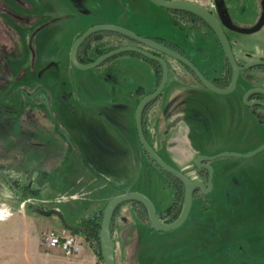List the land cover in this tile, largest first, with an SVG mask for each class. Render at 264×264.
I'll return each instance as SVG.
<instances>
[{"label":"rangeland","instance_id":"rangeland-1","mask_svg":"<svg viewBox=\"0 0 264 264\" xmlns=\"http://www.w3.org/2000/svg\"><path fill=\"white\" fill-rule=\"evenodd\" d=\"M122 1L129 3V0ZM130 1L138 11L137 23L132 24L142 31L137 33H144L150 25H158L155 28L160 33L165 31L160 14L157 18L149 16V12L157 8L150 0ZM249 1L253 3L254 0ZM106 5V0H0V129L4 130L13 120L17 122L20 119L36 129V139L42 142L37 152L41 186L37 204L43 209H60L66 220L74 224L102 209L111 195L120 189L103 184L106 189L98 194L92 190V179L87 184L81 174L85 172L103 180L99 168L103 166L110 172L112 170L107 167L110 159L98 156L96 151L97 144L107 150L114 149V145L104 141L102 134L105 132L97 126V113L104 111L106 103L102 94L90 90L91 86L102 81L106 82L105 86L113 88L111 82L119 83L121 79L118 84L121 92L114 93L110 101L116 102L115 107L111 106V112L116 111L117 122L122 129L127 127L128 114L133 120L139 100L130 102L135 89L134 77L123 78L125 73L119 69L115 76L111 61L92 69H80L70 61L74 32L97 20L100 16L97 11ZM139 11L145 13L140 15ZM233 36L239 39L234 44L239 59L246 60L248 56L264 58V27L254 33L234 32ZM202 41L206 40L197 37L193 43L181 42V45L189 52L194 44ZM124 42L133 44L134 41L128 38ZM169 62L177 65L179 73L184 72L173 57L170 56ZM194 85L198 87L197 101L190 103L191 100L183 98L181 108L169 114L175 116L174 123L183 130L181 134H174L169 143L155 140L171 164L177 167L192 165L197 152L248 153L258 147L263 139L254 135L258 125L235 118V109L225 105L229 96L198 83ZM20 88L22 93L18 92ZM165 98L152 105V115L158 112ZM93 104L95 108L90 109ZM110 113L108 117L112 116ZM152 115L149 116L151 120ZM195 115L196 124L190 120ZM131 146L122 139L123 154ZM137 147L139 149L135 153L139 159L152 166L140 145ZM131 148L134 153V147ZM213 162L226 166L227 171L219 173L216 187L208 192L207 204L202 200L196 201L189 219L176 229L159 231L142 223L139 224L142 226L139 236L133 231L131 235L125 233V229L132 227L134 230L141 226H132L134 221L130 222L133 218L129 212L125 213L127 217L123 222V211L129 206L123 204L115 223L117 264H264V149L251 156H223ZM118 168L120 170L121 166ZM152 171L148 176L153 175V186H159L165 178L157 167L154 166ZM114 182L121 185V189L128 186L117 179ZM139 186L153 198L152 184ZM33 209L26 204L27 243L40 245L47 254L42 234L48 228H62L61 218L55 213L50 215L58 221L51 224L47 216L39 214L33 217ZM0 213H4L1 204ZM9 213L8 209L0 215L9 219ZM39 227L41 230L37 231ZM16 228V224L10 227L2 225L0 220V246L20 242L24 233ZM7 229L9 240L1 238ZM75 234L85 244V252L69 257L59 251L54 263L100 264L83 234ZM53 250L47 255H51Z\"/></svg>","mask_w":264,"mask_h":264},{"label":"flooded vegetation","instance_id":"flooded-vegetation-1","mask_svg":"<svg viewBox=\"0 0 264 264\" xmlns=\"http://www.w3.org/2000/svg\"><path fill=\"white\" fill-rule=\"evenodd\" d=\"M190 1H193V2H196V3H199L203 6H205L207 9H209L214 14V16L223 25V27H224V29H225V31H226V33H227V35L231 41L233 50H234V44H237L238 40H239L237 37L233 36V33L234 32L245 33V32L238 31V30L234 29L232 26L251 28V27H254L256 24H258V22L264 16V0H254L253 3H251L249 0H190ZM162 8H164V10L166 12L165 19L170 23H174L175 27L183 28L182 30H184L185 34H187L186 38L189 40L190 43H193L192 40L197 39V37L198 38L201 37V39L204 38V40H206V41L211 40L209 42L212 44L211 49H213L214 52L212 51L213 53L210 54L209 57L206 59L205 54L203 52L196 51V50L195 51L190 50L188 52L187 49L182 47L181 43L178 40H173V39H170L167 37H162V38H164L165 41H167L168 44H170L171 46H174L176 48L175 50H177V51L185 54L186 56H188L201 69V71L210 80H212L216 85H218L217 83L222 84L224 82L225 69L227 67L226 65H227L228 60L225 56V53L223 51L222 45L219 41V38L217 37L214 30L205 21L203 22L202 21L203 19L200 16H198L192 12L182 10V9H172V8H165V7H162ZM95 24H98V23H95ZM242 24H246L247 26L242 25ZM92 25H94V24H91L90 26H92ZM120 25H123V24H120ZM90 26H88V27H90ZM123 26H125V25H123ZM125 27H127V26H125ZM169 27H170V25H169ZM263 27H264V23L261 26V28H259L258 30L262 29ZM127 28H129V27H127ZM258 30H256V31H258ZM256 31L249 32V33H254ZM83 32H81V33H83ZM192 32L194 34L193 36H191ZM123 36H124V41L129 38L125 35H123ZM145 36H149V35H145ZM149 37H151V36H149ZM154 37H158V36H154ZM76 38L74 39V41L71 45V50H72V46H73ZM129 39H132V38H129ZM133 41H134L133 44H137L135 40H133ZM163 43H165V42H163ZM168 44H166V45H168ZM81 45H80V47H81ZM122 45H126V42H124ZM122 45H120V46H122ZM174 47H172V48L174 49ZM71 50H70V61H71ZM78 52H79V49H78ZM197 53H198V56H197ZM234 53H235V50H234ZM162 55H164L166 57V59L168 60L169 69L170 68L172 69L175 67L177 68L176 64L171 65V63L169 62V58H170L169 55H166L163 53H162ZM235 55H236V53H235ZM77 56H78V53H77ZM122 56H133V55L117 54L113 57H115L114 59H116V58L122 57ZM200 56H202V59L205 61L200 59L199 58ZM133 57H136V56H133ZM248 57L249 58L246 57L247 59L244 60V59H239L236 55V58L240 64H245V63L255 59L251 56H248ZM78 59H79V57H78ZM258 59H264V58H258ZM175 60L180 63L178 65L180 67H182V69L184 71V72L180 71L182 75L188 77L189 79H192L195 81L197 80L196 77L190 72V70H187V68L185 67L186 66L185 64H183L181 61H179L177 59H175ZM110 61H112V59L111 60L108 59L105 62H103L102 64H104L106 62H110ZM89 62H91V61H89ZM71 63H72V61H71ZM85 63H87V62H85ZM102 64H100V65H102ZM230 67H231V65H230ZM169 75H170V73H169ZM179 75H180V73H179V69H178V77H179ZM231 79H232V67H231ZM230 83H231V80H230ZM229 84L227 86H229ZM218 86H220V85H218ZM221 87H226V86H221ZM137 88L134 89L133 97H132V94L130 95L131 96L130 97L131 98L130 99L131 104L133 103L132 100L137 102L136 99H139V97H140L139 94L137 93ZM205 88H207V87H205ZM143 89H144V87H143ZM166 89H167V85H166V87L162 93L165 94ZM252 89H254V90L248 94L247 101H245V96H246L247 92L249 90H252ZM256 89H263L264 90V65L263 64L255 65V66H252L250 68L242 70L240 72V76H239L235 90L226 94V96H229V97L226 99V104L225 103H223V104H225L226 107H233V109H235L234 113L237 114L234 116L235 118L240 119V121L242 120V121H245L247 123H254V124L258 125L256 132H254V135L258 138L260 136L263 137L260 144L258 145V146H260V145L264 144V105L261 103H258L257 101H263L264 102V91L263 90H256ZM153 90H155V87ZM153 90H151V91H153ZM144 91H146V90L144 89ZM151 91H146V94L151 92ZM18 92L22 93L21 88L18 89ZM145 95L141 96L140 100ZM65 98L67 99L68 96H66ZM139 102L137 103V106H138ZM156 103L157 102H155V104ZM137 106H136V109H137ZM135 113H136V111H135ZM135 113H134V121H135ZM24 121L25 120H23V119H20L17 122L13 120V122L11 124L4 127V130L0 129V201L9 200L11 202H21V201L25 200L26 203L33 206V208L35 210V208H41L37 204L38 203L37 199H39L40 195H41V186L39 185V183H40V170H39V165H38L39 160H38L37 152H39L38 147H40L39 145H41L42 142L36 139L37 138L36 137V135H37L36 129H32L30 127V125L25 123ZM134 123H135V129H136V133H137L138 142H139L141 148L144 149L140 143V140H139L138 131H137V127H136V121ZM143 126H144V121H143ZM158 126L159 125H157L155 123L154 118H153L150 121V123L146 125V130L144 128V131H145V134H146L148 140L151 142V144L153 146L155 145L156 147H157V145L155 143V138H157L161 134V136H159V138L164 139L163 130L161 129V131H160ZM159 132H161V133H159ZM123 134L124 133H123V130L121 128V130H119V132H118V136H121V139H122ZM123 137L126 138L125 135H123ZM133 137H135V135H133ZM91 149L93 150V152H95L94 148H91ZM127 149H128L127 152L129 151L128 152L129 156L135 155V153L131 152V150L129 148H127ZM122 151H123V149L121 148L120 150L118 149L116 153H120ZM157 151L171 164V160L165 156V154L163 153V150L159 146H158ZM143 152H144V150H143ZM216 153H218V152L207 153V154L213 155ZM200 154H203V153H200ZM200 154H197L196 157ZM196 157H195L194 163L192 165H187L184 167L183 166L177 167V165H173V164H171V165L175 166L176 168L181 170L183 173L187 174L191 179L201 180L204 183H206V185H208L209 170L206 167H198L195 163ZM216 159H214V160H216ZM32 160H33V162H32ZM210 163L212 164L213 169H214V176H213V188H214V187H216L217 177L219 176V173L221 171H225L227 169V167L224 165L215 164L213 162V160L210 161ZM154 166L155 165L148 166V169H150V170L154 169ZM155 167H157V166H155ZM157 169L159 170L158 167H157ZM151 172H153V171L151 170ZM159 172L164 176L165 180H164V182H160L159 186H155V187L153 186V181L151 180L152 188H154L153 198L149 197L142 190L141 191L135 190V191H140V192L146 194L153 201L159 218L166 223H170V222L176 220L182 211V209H181V211L177 217H175L174 213L172 212L173 211V205L177 206V204H179L178 203L179 200L177 198V193H179V189H178L179 186H178V183L173 180L172 175H174V174H172L170 172L169 173H163L161 170H159ZM152 176L153 175L150 176L151 179H152ZM174 176H176V175H174ZM183 185H184V182H183ZM158 189L162 190V194H163L162 201L159 200L158 197L155 196V194L158 193L157 192ZM208 195H209L208 193H202L201 187L197 186L193 191V206H194L196 201H200V200H202V203L204 201L207 204L208 198H209ZM184 198H185V185H184ZM138 202L139 201L135 202V200H129V201H125V202L120 203L117 206L116 211L114 213L115 223L117 221V217H118V214H119L121 208L124 205L127 206L129 204V206H127V208L124 209L123 212H124V214L128 213V212L131 214L133 219H131L130 222L134 221L133 223H131L132 226L136 225L135 227H140L141 225H139V224L143 223V224L148 225L150 227V229L151 228L154 229L152 224H151L150 217L147 216V214H145L144 207L141 204H139ZM183 203H184V200H183ZM193 206H192V208H193ZM182 208H183V204H182ZM146 209H147V207H146ZM147 211H148V209H147ZM190 214H191V212H190ZM190 214H189L187 220L189 219ZM126 215L127 214H125L121 217L123 222H124L125 218L127 217ZM148 215H149V212H148ZM61 222H62V220H61ZM68 223H70V222H68ZM62 224H63V222H62ZM70 224H74V223H70ZM74 225H82V224L76 223ZM63 227H65V226L63 225ZM154 230H156V229H154ZM70 231H72V230H70ZM123 231L125 233H130V235L133 232H135V235L139 236L140 233L142 232V226L139 229L135 228L134 230H132V227H131L129 230L125 229ZM116 244H117V242H116ZM116 248H117V245H116Z\"/></svg>","mask_w":264,"mask_h":264},{"label":"crops","instance_id":"crops-1","mask_svg":"<svg viewBox=\"0 0 264 264\" xmlns=\"http://www.w3.org/2000/svg\"><path fill=\"white\" fill-rule=\"evenodd\" d=\"M106 2H107L106 8L97 11V12H100V16L97 17V20H92V22L89 23V25H86V27L83 25L81 28L76 29V31L73 34V41L88 26H90L91 24H95V23L123 24L136 32H142L140 29H137L133 27L132 25L133 23H137L135 20H136V15L138 14V11L136 12L137 8L134 3H132L130 0H129V3L123 2L122 0H117V1L116 0H106ZM151 4L153 5V7H157V8L149 12V16L151 15V16L156 17L158 16V14H160L163 18V23H164V27L162 29H165V31L163 33H160L157 31V28H155L158 25L157 26L150 25V28L145 30V32L141 34L149 35V36L167 37L173 40H178L180 43L181 42L190 43L189 40L186 38L187 34H185L184 30H182L183 28L175 27L174 23H170L165 19L166 12L164 8L154 4L153 2H151ZM139 12H140V15L145 13V11H139ZM146 16L147 15H145V17ZM167 23L170 25V27ZM193 35L194 34L192 32L191 36ZM209 41L199 42L197 43L198 46L194 44L193 45L194 48L192 47L193 49L191 48L190 50H194V51L196 50V51L203 52L205 54V57L208 58L209 55L214 52V50L211 49L212 44ZM197 56H198V53H197ZM199 58L202 59V56H200ZM111 62L114 67L115 76H117L116 75L117 70L119 69L125 73L123 78H125L126 76L130 78L134 77L135 82L133 81V84H135L134 85L135 88H137L138 86H142L144 87L146 91H151L154 89L155 76L153 73V69L148 62L138 57H133V56L118 57L116 59H113ZM127 68H128V71H127ZM120 80L121 79H119V83H120ZM105 83L106 82L103 83L102 81L100 82L98 81V83L91 86L90 90L93 92H97L98 94H102L103 97L105 98L106 106H104V111L106 112V115L104 114V111L102 110L98 111L97 113L98 117H96L97 118L96 122L100 130L103 129L105 132L103 134L101 133L102 136H104L103 137L104 141L108 143L109 145H112V146L114 145V149L110 148L109 150H107L103 148V146H99L100 144H97V151H98V156L104 155L105 157L107 156L110 159L108 160L109 165L107 167L111 168L112 170L110 172V170H108L106 167H103L101 165L102 167L99 168L98 171L103 175L105 180L104 179L100 180L99 177L94 176V175H88L85 172H81V174L84 177V180L85 182H87V184H90L89 179H92L90 185H92V190L94 192L98 191V194L101 193L100 191L102 190L105 191L106 188L104 187V185H106L107 187L110 185L114 189L120 188L118 189L117 193H114L113 195H111V197L109 198L111 199L113 196L121 194V193H126L130 191H135V190L141 191L142 189L139 186L140 184H144L145 186L148 183L151 184L152 179L150 176H148V174L151 172L152 169L151 170L148 169V164L145 162V160L143 158H142L143 160L139 159V155L135 153L139 149L137 145H140V144L137 138L135 123L133 126V122L135 121H134V118L132 120V116H130V114H128L127 116V119L129 120L126 123L127 127L122 129L126 138L122 137V139L123 138L126 139L128 144L130 146L132 145L131 147H134L135 151L134 150L133 151L135 155L129 156L128 154L129 151L125 152L124 154H123V151L120 153H116L118 149L120 150L122 148V139H121V136H118V132L119 130H121L122 127L119 126V123L117 122L118 116H117L116 111L111 112V106L113 105L115 107L116 102L110 101V97L114 93L115 94L120 93L121 90H119L120 85H118L119 84L118 82L115 84L113 82H111V84L109 83L110 85L113 86V88L110 86H105L104 85ZM108 88L113 89V90L110 91ZM197 88L198 87H196V85L180 84L177 80H172L171 83L167 86V89L164 95L166 97L165 98L166 100H163L161 104L162 116H163L161 127L164 133L163 134L164 139L162 138L163 143L164 141L169 143L170 140H173L172 137L174 134L180 135L181 131H183L181 129H178V127L175 126V123H174L175 116L174 115L170 116L169 114H173V110H176V108L178 107L181 108L183 104L182 102L183 98L186 99L187 101L188 99L191 100L190 103H192L193 101L196 102L197 101L196 98H198L196 95ZM172 97L177 99V101L179 100L180 101L175 102L171 100ZM114 107H112L113 110H114ZM89 108L94 109L95 108L94 104L90 105ZM89 111L91 112V110ZM108 113H110L112 116L108 117L107 116ZM192 117L190 118V120H192V122L196 124L194 122L196 115ZM177 118L179 117L177 116ZM133 134L135 135V137H133ZM155 140L160 141L159 136L155 138ZM89 142L91 144V140ZM200 153L197 152V154H200ZM120 166H121L120 170H122L121 172H119L120 170L118 168ZM110 175L112 177H110ZM114 179H117L121 184L122 182L123 184H128L127 188L121 189L122 188L121 185L120 186L115 185L116 183L114 182ZM121 179H123V181ZM157 192L158 193H156L155 196L158 197V199L162 201L163 199L162 190L158 189ZM98 201H100V199H98ZM3 203L5 204V206L3 205ZM0 204L4 207V213H5V210H8V209L9 211H11V213H9L11 217H9V219H5V218L2 219L1 224L9 225L10 227L16 224L17 226L16 229H18V231H20L21 229L23 230L22 233H24V236H22L19 243L13 244L8 241L9 242L8 244H4L3 246H0V264H53L57 254L59 253V251H61L59 248H54V250L51 253L52 255L51 256V255H47L43 251L40 245L37 244L33 246L27 243L28 239L26 235L28 234V230H27V227L25 226L26 223H25V218H24V216H26L27 214L26 201L23 200L21 202H11L9 200H3V201H0ZM4 213H0V214H4ZM39 214L44 215L41 212L36 211L34 209L31 211V215L33 217H37ZM44 216L49 217L48 218L49 223L51 224H56L58 222L56 220H53L50 217V215H44ZM22 217L24 220L22 219ZM20 222H22V225H20L21 224ZM60 223H62L61 220H60ZM60 225L63 226V224H60ZM40 230L41 228L39 227L37 231H40ZM6 231H7L6 234L1 235V238L2 239L8 238L9 240V234H8L9 229H7ZM29 232L31 233V231ZM86 249L87 248L85 247V244H84V248L81 251V253L85 252ZM45 259H48V260L46 261Z\"/></svg>","mask_w":264,"mask_h":264},{"label":"water","instance_id":"water-1","mask_svg":"<svg viewBox=\"0 0 264 264\" xmlns=\"http://www.w3.org/2000/svg\"><path fill=\"white\" fill-rule=\"evenodd\" d=\"M150 1L161 7L172 8V9H182V10H186V11L192 12L200 16L214 30L217 37L219 38V41L222 45L225 56L229 64L232 67V79H231V83L229 84V86H226V87L218 86L212 80H210L201 71V69L185 54L173 49L172 47L166 45L165 43L155 38L139 34L133 31L132 29L127 28L120 24H115V23L94 24L88 27L83 33H81L76 38L72 46V50H71V61L76 67L80 69H92L94 67L99 66L100 64L110 59L111 57L117 54L124 53V52H137L148 58L154 59L161 64L162 78H161L159 85L155 88V90L147 93L140 100L137 106L136 113H135L136 127L138 131L140 143L143 146V148L148 152V154L159 164L161 168L181 178L185 185V198H184L182 211L179 217L170 223H166L159 218L153 201L146 194L140 191H131L127 193H121L109 199L104 209L103 218L101 222V230L99 233L101 250H102V255L104 257L105 264H117V258H116V245L117 244L113 237L112 219L116 211V208L120 203L129 201V200H135V201L142 202L143 204L146 205L148 209L151 224L154 229L159 230V231H162V230L168 231V230L176 229L180 227L181 225H183V223L187 220L192 210L194 189L197 186H199L201 187L202 193H208L213 189L214 169L210 161L216 158H219V157H223V156H239V157L240 156H251L264 149V144H262L248 153H239V152H234V151H221L213 155H209V154L198 155L195 160L196 165L198 167H206L209 170V182H208V185H206V183H204L201 180L191 179L187 174L183 173L181 170L171 165L151 144V142L148 140L145 134V131H144V126H143L144 111H145L147 104L150 101L158 98L162 94V92L164 91L168 83L169 73H170L168 60L161 53L169 55L181 61L183 64H185L186 66H188L189 68L193 70V72L197 75V77L200 79V81L204 84L205 87H207L211 91H214L220 94H227L235 90L239 76H240V72L244 69L250 68L255 65H261V64L264 65V59H254L245 64H240L236 58L231 41L223 25L214 16V14L209 9H207L205 6L199 3L193 2V1H190V0H150ZM263 23H264V16L261 18L258 24H256L254 27H251V28H243V27H237V26H232V27L238 31L249 33V32H253L261 28ZM105 30L114 31L122 35H125L129 38H132L133 40L136 41L137 44H126V45L118 46L116 48H113L109 51L102 53L101 55H99L96 59H94L91 62L85 63V62L79 61L77 53H78V49L80 45L93 33L97 31H105ZM152 49L160 53H156ZM253 90L254 89L249 90L247 92L245 96V101H247L248 94L252 92ZM256 90H263V89H256ZM257 102L264 105L263 101H257ZM40 212L44 215H51L54 213L57 214L61 218L63 225L70 230L77 229V230H80L82 233H86L87 231V227L85 225H74V224L68 223L66 218L64 217V214L58 208H53V209L40 208Z\"/></svg>","mask_w":264,"mask_h":264},{"label":"trees","instance_id":"trees-1","mask_svg":"<svg viewBox=\"0 0 264 264\" xmlns=\"http://www.w3.org/2000/svg\"><path fill=\"white\" fill-rule=\"evenodd\" d=\"M204 22V20H202ZM161 42H165L166 44L167 41L164 40V38L158 36V37H154L151 36ZM124 43V36L120 33L114 32V31H98L93 33L91 36H89L81 45V47L79 48V52H78V57L79 60L82 62H89L92 61L94 59H96L99 55H101L102 53L109 51L113 48H116L120 45H122ZM170 47H174L171 46L170 44H168ZM174 49H176L174 47ZM154 52L160 53L154 49H152ZM133 55L136 56L146 62H148L152 69H153V73L155 76V88L159 85L161 78H162V66L161 64L151 58H148L140 53L137 52H125V53H121L120 55ZM162 54V53H161ZM115 57L110 58V60L114 59ZM226 69H225V78H224V82L222 84L217 83L220 86H227L230 83L231 80V67L229 65V63L227 62L226 65ZM187 68V70H190V72L196 77V81L189 79L188 77L182 75L180 73L179 77H178V69L175 68H170V75H169V80H168V84L167 86L171 83L172 80H177L180 84H189V85H194L195 83H198L202 86H204V84L199 80V78L196 76V74L193 72V70H191L189 67L185 66ZM137 93L139 94V96H143L146 94V91H144L142 86H139L137 88ZM140 97L138 102L140 101ZM164 98V93H162L158 98L150 101L147 105V107L145 108L144 111V115H143V121H144V128L146 130V125L150 123L151 119V115H152V111L150 110V108L152 107V105L155 104V101L158 102L159 99ZM180 98V96H179ZM171 100L175 101V102H179L177 101V99H175L174 97L171 98ZM160 101V102H161ZM162 103V102H161ZM149 110L151 112H149ZM150 116V117H149ZM154 121L157 125H159L158 127L160 129H162V120H163V116H162V109L161 106L158 110L157 113H154L153 115ZM160 141L163 142V139H160ZM154 147L158 150V147H156L154 145ZM144 150V153L146 155V157L150 160L151 164L157 166L159 168V170H161L163 173H169L167 172L165 169L161 168L159 166V164L148 154V152ZM173 176V180L176 181L178 183V189H179V193H177V198L179 200V204H177V206L173 205V213L175 215V217H177L182 209V204H183V200H184V185H183V181L181 178L177 177V176ZM136 202V201H135ZM139 204H141L144 209H145V214L148 215V211L146 209V206L141 203L138 202ZM107 202L105 203L104 207L100 210H97L93 213H91L90 215H88L87 217H84L80 220V224L85 225L87 227V231L86 233H82L80 230H72L74 233H82L84 238L86 239L87 243L89 244V246L93 249L94 253L96 254L98 261L100 262V264H105L104 261V257L102 255V250H101V244H100V230H101V222H102V218H103V213H104V209L106 206ZM175 208V209H174ZM36 211L40 212V208H35ZM149 218V217H148ZM112 230H113V236L115 238V215L113 216L112 219Z\"/></svg>","mask_w":264,"mask_h":264},{"label":"built area","instance_id":"built-area-1","mask_svg":"<svg viewBox=\"0 0 264 264\" xmlns=\"http://www.w3.org/2000/svg\"><path fill=\"white\" fill-rule=\"evenodd\" d=\"M42 242L49 254L51 249L59 248L64 255L72 257L84 248V243L79 236L66 227L60 229L48 228L42 234Z\"/></svg>","mask_w":264,"mask_h":264},{"label":"clouds","instance_id":"clouds-1","mask_svg":"<svg viewBox=\"0 0 264 264\" xmlns=\"http://www.w3.org/2000/svg\"><path fill=\"white\" fill-rule=\"evenodd\" d=\"M4 219V217L2 215H0V220Z\"/></svg>","mask_w":264,"mask_h":264}]
</instances>
